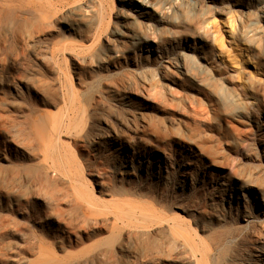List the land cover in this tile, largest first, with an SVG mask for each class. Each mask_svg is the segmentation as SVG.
Listing matches in <instances>:
<instances>
[{
    "label": "rangeland",
    "instance_id": "374dc122",
    "mask_svg": "<svg viewBox=\"0 0 264 264\" xmlns=\"http://www.w3.org/2000/svg\"><path fill=\"white\" fill-rule=\"evenodd\" d=\"M0 264H264V0H0Z\"/></svg>",
    "mask_w": 264,
    "mask_h": 264
},
{
    "label": "bare ground",
    "instance_id": "6f19581e",
    "mask_svg": "<svg viewBox=\"0 0 264 264\" xmlns=\"http://www.w3.org/2000/svg\"><path fill=\"white\" fill-rule=\"evenodd\" d=\"M17 1H18L19 4L22 3V0H17ZM140 4L143 5V3H142L141 1H140ZM253 95H254V93H253ZM253 95H252V96H253Z\"/></svg>",
    "mask_w": 264,
    "mask_h": 264
}]
</instances>
